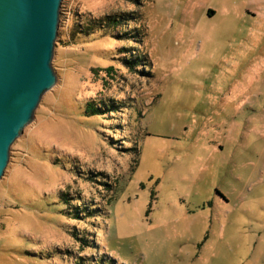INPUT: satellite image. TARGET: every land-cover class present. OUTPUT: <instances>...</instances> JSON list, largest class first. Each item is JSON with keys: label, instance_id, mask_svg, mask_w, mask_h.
<instances>
[{"label": "rangeland", "instance_id": "rangeland-1", "mask_svg": "<svg viewBox=\"0 0 264 264\" xmlns=\"http://www.w3.org/2000/svg\"><path fill=\"white\" fill-rule=\"evenodd\" d=\"M53 65L0 264H264V0H64Z\"/></svg>", "mask_w": 264, "mask_h": 264}, {"label": "water", "instance_id": "water-1", "mask_svg": "<svg viewBox=\"0 0 264 264\" xmlns=\"http://www.w3.org/2000/svg\"><path fill=\"white\" fill-rule=\"evenodd\" d=\"M64 0H0V180L11 147L58 82L53 60Z\"/></svg>", "mask_w": 264, "mask_h": 264}, {"label": "trees", "instance_id": "trees-1", "mask_svg": "<svg viewBox=\"0 0 264 264\" xmlns=\"http://www.w3.org/2000/svg\"><path fill=\"white\" fill-rule=\"evenodd\" d=\"M120 18H116L115 16H110V17H107L106 18V22L104 23V25H106V24H113L114 23V25L116 24V25H119V22L118 21H120L119 20ZM97 24L98 23H94V22H91L87 27V29L89 30V31H82V32H80L79 34H85V35H90L91 34V32H90V30H93L94 29V27H101V26H97ZM103 28V27H102ZM112 69V68H111ZM109 70V71H112V70ZM107 106H109L107 103H104V107H101V106H95V104L93 103V102H91V103H88L87 104V108H86V114L87 115H91V116H100V115H105L106 113H107ZM74 208V207H73ZM76 208H79V207H76ZM73 211H74V215H78V213H80V212H82L83 210L82 209H73ZM84 212H88V209H85L84 210ZM90 212V211H89ZM100 213H101V210H100V212L98 211V213L96 212V215H94L95 217L96 216H99L100 215ZM75 235L78 237V239H83V238H80V236L77 234V233H75ZM83 241L84 242H86V240H84L83 239ZM81 260H84V259H81ZM70 264V263H69ZM75 264H83L82 263V261L81 262H77V263H75Z\"/></svg>", "mask_w": 264, "mask_h": 264}]
</instances>
